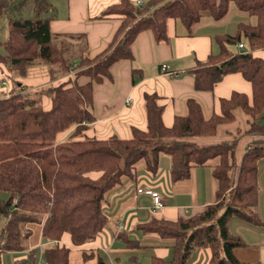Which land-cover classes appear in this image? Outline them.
Segmentation results:
<instances>
[{
    "label": "trees",
    "instance_id": "trees-1",
    "mask_svg": "<svg viewBox=\"0 0 264 264\" xmlns=\"http://www.w3.org/2000/svg\"><path fill=\"white\" fill-rule=\"evenodd\" d=\"M14 2L0 0V20L5 17L7 27L5 40L0 41L4 50L0 63L23 67L20 78L37 62L49 64L50 79L72 69L73 75L58 85L49 80L44 87L31 91L19 90L15 79L16 85L7 96L4 90L0 92V192L7 195L0 201V251L25 250L31 234L28 223L41 224L44 238L60 240L66 233L75 246L87 243L107 223L102 210L106 192L123 177L135 178L140 160L150 175H157L159 156L165 154L170 159L172 183L186 179L192 166L217 157L212 170L217 181L214 201L191 216L152 217L137 223L135 229L142 233L171 239V256H151L143 263L131 255L125 264H191L199 249L209 250L206 264H248L233 252L245 242L230 232L228 221L240 217L257 222L252 210L257 201V163L264 159V146L247 147L233 176L237 135L232 141L211 145H199L189 138L215 135L219 125L234 121L236 110L250 119L245 132L264 133V123L260 122L264 119V59L253 54L264 47V0H146L142 5L119 0L100 11L99 18L112 14L123 18L106 48L93 57L89 56L84 34L74 39V34L59 37L51 33V15L44 16L52 11L47 0ZM25 4L32 16H23ZM231 5L254 16L255 23L239 22L234 34H217L214 40L220 46L219 53L196 60L190 72L195 89L207 91L226 74L238 72L251 84L250 99L245 93L232 91L219 100L220 113L205 117L200 104L189 98L187 113L176 115L172 125L165 126L158 95L145 93V130L132 127L129 138L84 135L93 121V85L110 75L113 63L133 59L131 44L137 34L148 30L155 41H166L169 18L192 34L203 15L219 21ZM241 42L244 50L232 49ZM136 71L140 69H132V81ZM81 77L87 80L79 82ZM43 95L50 99L48 109L42 106ZM72 124L75 127L67 138L56 140V135ZM68 255L69 248L63 245L43 249L47 264H67ZM83 257L88 259V255Z\"/></svg>",
    "mask_w": 264,
    "mask_h": 264
},
{
    "label": "crops",
    "instance_id": "crops-1",
    "mask_svg": "<svg viewBox=\"0 0 264 264\" xmlns=\"http://www.w3.org/2000/svg\"><path fill=\"white\" fill-rule=\"evenodd\" d=\"M117 1L119 0H50L48 2L53 11L50 19L51 33L53 35L84 34L89 56L93 57L106 48L122 21L123 16L118 14L98 17L104 7ZM235 15L238 16L233 18ZM242 16L245 14L232 7L231 11L229 10V13L219 21L203 15L192 34L187 33L180 22L169 18L166 26L168 37L166 41H155L148 30L137 34L131 44L133 59L113 63L109 67L110 75L93 85L91 106L93 121L83 131L84 135L97 139L111 135L129 138L132 127L145 130L147 126L143 105L145 93L158 95L157 102L163 106L162 121L165 126H171L176 115L187 113L189 98L195 99L200 104L205 117L212 113H220L219 100L229 97L232 91L245 93L250 99L251 84L238 72L226 74L215 83L212 90L208 91L195 89L194 78L190 72L196 60H204L209 54L219 53L220 46L214 40L215 36L222 33L234 34L237 24L245 22V17ZM231 17L229 21L227 18ZM226 20L229 24L226 28L229 30H221L220 24ZM246 23L253 24L255 20ZM66 39L73 41L70 37ZM245 47L244 44L243 50ZM233 48L239 50L237 45L232 46ZM253 54L264 59V47L254 50ZM162 65H165L166 69H162ZM133 68L140 69V72H135L134 81H132ZM69 78L68 76L61 78V82ZM86 80L81 77L79 82ZM47 82V77L41 74L27 75L18 80V87L21 91H31ZM57 84L53 83V85ZM11 86L0 85V92L6 88L10 89ZM46 99L47 96L43 95L42 105ZM249 121L248 116L236 110L234 121L219 125L215 135L196 136L189 140L199 145H211L232 141L237 135L232 158L235 165L232 175L235 176L244 150L252 145L264 146V133L244 131L248 128ZM260 122L264 123V119L261 118ZM72 129L73 126L59 132L56 140L67 138ZM217 159V157L210 159L204 165L192 166L189 176L175 183L170 181L169 168L165 160L162 163L158 161L161 165L157 175H150L142 161L143 164L135 167L137 175L135 178L123 177L106 194L102 205L107 217L105 230H101L87 243L75 246L66 233L56 242L44 241L41 236L42 225L28 223L27 226L32 232L28 238V247L23 250L27 252L28 257L26 254L21 264H47L43 256L44 247L57 245L69 248L68 264H118L131 255L138 257L134 253L137 251L139 254L151 253L148 256L138 257L143 263H145L144 257H148V260L151 256L169 258L171 239H162L156 233H142L135 229V225L152 217L176 219L191 216L212 203L217 188L212 170L218 162ZM138 187L160 190L164 205L155 209L148 193L136 192ZM164 189L169 193L168 195L163 192ZM252 211L257 215V222L253 223L240 217H232L228 221L230 232L239 235L245 242L244 246L235 247L233 252L240 261L248 264H264V159H260L257 163V201ZM119 224L122 225L121 228L118 227ZM84 254L88 255V259H84ZM208 257L209 250L200 249L193 254L191 264H206Z\"/></svg>",
    "mask_w": 264,
    "mask_h": 264
},
{
    "label": "rangeland",
    "instance_id": "rangeland-1",
    "mask_svg": "<svg viewBox=\"0 0 264 264\" xmlns=\"http://www.w3.org/2000/svg\"><path fill=\"white\" fill-rule=\"evenodd\" d=\"M15 2H16V0H14ZM48 1H50V0H48ZM52 1V0H51ZM14 2V3H15ZM19 2V1H18ZM231 7L233 8V9H235L234 8V6L233 5H231ZM231 7H230V11H231ZM53 13V11H51V10H49V12H47L46 14H44V16H49V15H51ZM23 16H25V17H28V16H32V12L29 10V8H28V5H24V11H23ZM238 15H235L233 18H235V17H237ZM242 17H245V22L244 23H246V22H252V21H254L255 20V17L254 16H248V15H246L245 14V16H242ZM227 19H229V21H231V19H232V17L231 18H227ZM251 24V23H250ZM254 24V23H253ZM220 26H221V30H229V28H226V27H228L229 26V24H228V20H226L223 24H220ZM229 32V31H228ZM77 35H79V33H77V34H74V39H76L75 37L77 36ZM6 36H7V27H6V18L5 17H3L1 20H0V41L1 42H3L4 40H5V38H6ZM59 37H63V36H61V35H58ZM69 36V35H68ZM59 37H57L58 39H59ZM72 39H73V37H72ZM234 50H237V49H235V48H233ZM4 52V50H3V48L0 46V53H3ZM74 63H76V62H74ZM73 63V64H74ZM48 67H49V64L47 65V64H45L44 62H37L36 64H32L31 66H29V67H27L26 68V76L28 75V76H33V75H39V74H41V76H46L47 77V79H48V82L46 83V84H48L49 83V80H52V84L53 83H58V84H60V83H62L61 82V78H63V77H65V76H68V78H69V74H73V69L72 70H70V71H68L65 75H63V76H59V75H62V74H59V75H56V79L54 78V79H50V77H49V74H48ZM0 71H1V74H0V78L1 79H3V81L7 84V85H12L11 87H13V85H16L15 84V82L17 81V80H20V77H18V75L19 74H23L24 73V69H23V67H21L20 69H16V68H13L12 66H10L9 64H3V63H0ZM25 76V77H26ZM58 76V77H57ZM24 77V78H25ZM15 79H17V80H15ZM64 82V81H63ZM45 84V85H46ZM57 84V85H58ZM0 85H3L2 84V81H0ZM45 85H42L41 87H44ZM48 98V97H47ZM43 106V108L45 109V108H49L50 107V99L48 98V99H46V101H45V103H44V105H42ZM82 123H86L85 121H83ZM73 126V129H74V127H75V125H71L70 127H72ZM69 127V128H70ZM72 129V130H73ZM65 130H67V129H65ZM72 130H71V132H72ZM166 161V165L168 166V168H169V166H170V163H169V158H168V156L167 155H165V154H160V156H159V162L160 163H162L163 161ZM141 165V164H143L142 163V160H140L137 164H136V166L137 165ZM159 165H161V164H159ZM110 191V190H109ZM109 191H107L106 192V194L109 192ZM165 194H169V193H167V191H166V189H164V191H163ZM106 194H105V196H106ZM5 197H6V194L5 193H3V192H0V201H2V200H4L5 199ZM131 216V215H130ZM38 224V223H37ZM121 227H122V225L121 224H119ZM119 225H118V227H119ZM106 227V226H105ZM105 227H103V229H102V231L103 230H105ZM231 228H232V226H231ZM109 231V229L107 230V232ZM32 232V231H31ZM99 233V232H98ZM97 233V234H98ZM96 234V235H97ZM110 234H111V231H110ZM31 235V234H30ZM41 236H42V227H41ZM42 238L44 239V241H53V242H56L57 240H51V239H47V238H44L43 236H42ZM200 250V249H199ZM6 251H8V252H6ZM135 254H137L138 255V257L139 258H141L142 256H148V255H150L151 253H149L148 254V252H143L142 254H139L138 253V251L137 252H134ZM26 254H27V252L26 251H20V252H15V251H13V250H1L0 251V264H21V262H22V260H24L26 257H28V254H27V256H26ZM26 256V257H25ZM25 257V258H24ZM22 258H24V259H22ZM125 258H126V255H125ZM68 260H69V255H68ZM67 260V264H68V261ZM125 260V259H124ZM123 260V262L121 263V261H120V263H118V264H125V262H126V260L124 261ZM143 260H144V262L145 263H147V260H148V257H144L143 258ZM249 264H251V263H249Z\"/></svg>",
    "mask_w": 264,
    "mask_h": 264
},
{
    "label": "built area",
    "instance_id": "built-area-1",
    "mask_svg": "<svg viewBox=\"0 0 264 264\" xmlns=\"http://www.w3.org/2000/svg\"><path fill=\"white\" fill-rule=\"evenodd\" d=\"M135 3L137 5H142L144 2L142 0H135ZM237 47L239 49H243L244 44L242 42L241 43H237ZM161 68L162 69H166L165 65H162ZM1 81H2L3 85H6V86L10 87V85H7L4 82L5 80L3 81V79H2ZM4 92H5V95L7 96L8 92H9V88L8 89L7 88L4 89ZM126 100L128 101L129 98H127ZM136 192L137 193H143V192L148 193L150 195V197H151V200H152V203H153V206H154L155 209L161 208L164 205L163 200H162V194H161L160 190L150 189L148 187H138V188H136ZM119 228H121L120 225H119Z\"/></svg>",
    "mask_w": 264,
    "mask_h": 264
}]
</instances>
